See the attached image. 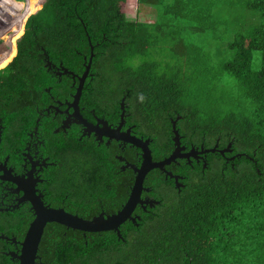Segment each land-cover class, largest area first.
<instances>
[{"label":"trees","instance_id":"16d2710c","mask_svg":"<svg viewBox=\"0 0 264 264\" xmlns=\"http://www.w3.org/2000/svg\"><path fill=\"white\" fill-rule=\"evenodd\" d=\"M125 2L0 0V35L15 32L8 43L0 40L1 158L18 154L11 147L20 152L21 129L34 125L33 102L43 105L45 89L56 84L47 61L82 74L90 39L92 82L100 85L92 88L94 100L109 88L113 99L127 91L151 129L162 123L169 146H156L155 160L171 150L170 128L178 116L176 128L186 138L207 147L217 139L222 147L232 142L243 154L224 170L221 158L210 156V171L190 177L180 195L171 194L146 239L156 243L162 264H264V0H138L158 12L153 24L127 19ZM226 10L229 18L222 16ZM181 17L196 21V31L210 38H181L188 28L178 23ZM60 160L79 165L67 153ZM67 171L71 179L85 176ZM106 171L103 177H113ZM15 221L0 213V237L14 230ZM3 244L0 238V250ZM152 256L146 264L157 260Z\"/></svg>","mask_w":264,"mask_h":264},{"label":"flooded vegetation","instance_id":"af4514ba","mask_svg":"<svg viewBox=\"0 0 264 264\" xmlns=\"http://www.w3.org/2000/svg\"><path fill=\"white\" fill-rule=\"evenodd\" d=\"M47 62L56 84L45 89L47 101L43 105L40 99L33 102L34 125L21 129L20 152L11 147L10 151L18 154L12 160L10 154L1 158L0 147V213H11L16 218L14 230L1 235L2 264H21L25 235L37 218L33 199H39L45 209L62 210L84 220L113 216L128 202L135 184L134 167L139 169L143 162V151L134 142L146 143L151 153L156 146H169V134L162 123L159 129H151L128 99L127 91L113 99L114 88H109L107 94L94 100L92 88L100 85L92 82L91 66L76 102L77 78L86 68L77 74L62 64ZM64 77L70 79V84L61 91ZM180 119L178 116L176 124ZM170 130L173 133V128ZM3 134L4 127L0 125V146L5 140ZM173 138L174 135L166 156L155 160L152 154L154 162L164 160L175 150ZM179 139L180 158L163 170L147 173L139 202L116 230L89 233L47 222L34 264H146V258L152 254L157 259L152 264H162L163 259L155 252L156 243L146 239L151 237L158 213L169 207L171 194L180 195L190 177L210 171V156L221 158L223 170L234 168L236 160L243 157L235 152L232 142L222 147L217 139L207 147L197 137L186 138L179 133ZM213 149L214 153L209 152ZM225 149L231 152L222 156L218 151ZM63 153L77 158L83 171L75 162H61ZM67 170L85 176L71 179ZM104 170L113 177H103ZM152 173H159L162 178H153Z\"/></svg>","mask_w":264,"mask_h":264},{"label":"water","instance_id":"95a60500","mask_svg":"<svg viewBox=\"0 0 264 264\" xmlns=\"http://www.w3.org/2000/svg\"><path fill=\"white\" fill-rule=\"evenodd\" d=\"M89 46H90V57L86 61L88 64L85 65V72L81 77H78L79 86L77 88V94L75 95L76 102L81 94V90L83 88V84L87 75L89 74L90 66L93 59V46L91 45L90 39ZM50 63L47 62V66ZM173 128V142L175 145V150L171 153V155L165 158L162 161L154 162L152 158L151 150L148 148L147 144H141V141H137L134 144L142 149L143 151V162L139 169L134 167L136 178L135 184L133 186V190L131 192L130 198L128 202L125 204L123 209L118 212L117 214L104 218L100 216L98 218H94L93 220H84L77 216H72L70 214L65 213L64 211L60 210H48L45 209L39 199H33V207L36 211L37 218L36 220L31 223L23 244H22V253L20 256L21 264H34V260L37 256L38 246L41 241V237L43 235V230L47 222H57L61 225H64L68 228H73L75 230L83 231V232H103L107 230H116L118 226L123 223L131 214L132 210L134 209L135 205L139 202L142 184L145 176L147 173L154 169L163 170L165 165H169L171 162H174L177 158H180V139L179 133L176 130V122L172 123ZM209 152L214 153L215 150H211ZM222 156L225 152H231V150L225 149L223 151H218ZM2 238V237H0Z\"/></svg>","mask_w":264,"mask_h":264},{"label":"rangeland","instance_id":"374dc122","mask_svg":"<svg viewBox=\"0 0 264 264\" xmlns=\"http://www.w3.org/2000/svg\"><path fill=\"white\" fill-rule=\"evenodd\" d=\"M14 2H24V0H13ZM153 6L149 4H139L138 0H126L125 3L122 4L121 10L129 20L138 21L140 23H147V24H153L158 20V12L156 11V15L152 13ZM154 10V9H153ZM222 16L225 18H229V11L226 10L222 13ZM178 18V23L186 25L187 29H182L181 33H179L181 38H186L188 40L193 41H203L204 39H209L210 35L208 33L201 34L199 31H196V27L193 25H196L197 22L193 19H187V18ZM8 26V25H7ZM10 26V25H9ZM14 30L7 29L5 35H0L1 41L9 42V37L14 34ZM2 36V37H1ZM163 43H166L164 41ZM167 46V45H166Z\"/></svg>","mask_w":264,"mask_h":264}]
</instances>
